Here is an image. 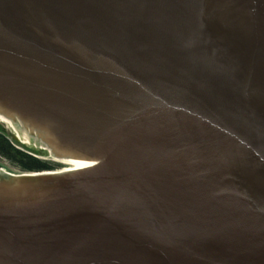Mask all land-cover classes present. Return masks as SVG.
Returning a JSON list of instances; mask_svg holds the SVG:
<instances>
[{"label": "water", "instance_id": "obj_1", "mask_svg": "<svg viewBox=\"0 0 264 264\" xmlns=\"http://www.w3.org/2000/svg\"><path fill=\"white\" fill-rule=\"evenodd\" d=\"M11 126L0 264H264V0H0Z\"/></svg>", "mask_w": 264, "mask_h": 264}, {"label": "trees", "instance_id": "obj_2", "mask_svg": "<svg viewBox=\"0 0 264 264\" xmlns=\"http://www.w3.org/2000/svg\"><path fill=\"white\" fill-rule=\"evenodd\" d=\"M0 157L5 158L20 171L32 172L52 169L54 165L41 161L16 148L7 134L0 130Z\"/></svg>", "mask_w": 264, "mask_h": 264}, {"label": "rangeland", "instance_id": "obj_3", "mask_svg": "<svg viewBox=\"0 0 264 264\" xmlns=\"http://www.w3.org/2000/svg\"><path fill=\"white\" fill-rule=\"evenodd\" d=\"M9 136V135H8ZM11 139V137H10ZM14 141V140H13ZM15 145L19 148L21 147L22 145L16 141H14ZM41 161H45V162H50L51 164L55 165L56 164V169H51V170H59V169H62L64 168V164L63 163H60L58 161H54V160H46V159H42L40 158ZM0 165L5 168V170L7 171H10V172H13V173H18L20 172L19 169L14 166L13 164H11L8 160H6L5 158H2L0 157Z\"/></svg>", "mask_w": 264, "mask_h": 264}, {"label": "bare ground", "instance_id": "obj_4", "mask_svg": "<svg viewBox=\"0 0 264 264\" xmlns=\"http://www.w3.org/2000/svg\"><path fill=\"white\" fill-rule=\"evenodd\" d=\"M54 161H58V160H54ZM58 162L63 163L65 165L63 171L84 169L92 165V163H87V162H73V161H58Z\"/></svg>", "mask_w": 264, "mask_h": 264}, {"label": "flooded vegetation", "instance_id": "obj_5", "mask_svg": "<svg viewBox=\"0 0 264 264\" xmlns=\"http://www.w3.org/2000/svg\"><path fill=\"white\" fill-rule=\"evenodd\" d=\"M31 143H32L31 145L26 146V147H28V148H32V147H33L32 145L34 144V142L31 140Z\"/></svg>", "mask_w": 264, "mask_h": 264}]
</instances>
